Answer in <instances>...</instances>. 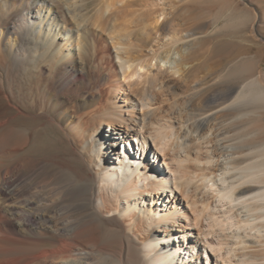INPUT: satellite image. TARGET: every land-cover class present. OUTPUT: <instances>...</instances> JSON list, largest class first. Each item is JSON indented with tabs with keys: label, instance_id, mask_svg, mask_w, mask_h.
Returning a JSON list of instances; mask_svg holds the SVG:
<instances>
[{
	"label": "bare ground",
	"instance_id": "bare-ground-1",
	"mask_svg": "<svg viewBox=\"0 0 264 264\" xmlns=\"http://www.w3.org/2000/svg\"><path fill=\"white\" fill-rule=\"evenodd\" d=\"M218 1L194 0L193 10ZM147 3L0 0V264H197L191 249L210 247L235 259L241 251L245 258L264 239V139L231 142L211 123L223 113L230 124L246 120L254 133H264L256 110L263 101L239 96L180 132L175 127L178 149L169 147L154 106L160 77L179 70L159 67L160 56L146 54L160 24L156 17L148 23L154 12L144 9ZM180 53L176 65L185 57ZM114 77L127 88L110 103L103 89ZM30 116L61 128L83 172L44 159L39 176L53 182L28 175L30 137L15 126ZM207 193L214 207L205 204ZM189 214L208 221V233L177 244ZM101 230L106 237L97 246ZM115 242L117 251L110 248Z\"/></svg>",
	"mask_w": 264,
	"mask_h": 264
},
{
	"label": "rangeland",
	"instance_id": "rangeland-1",
	"mask_svg": "<svg viewBox=\"0 0 264 264\" xmlns=\"http://www.w3.org/2000/svg\"><path fill=\"white\" fill-rule=\"evenodd\" d=\"M147 1V6L144 9L147 12H154V17L152 16L148 23L154 22L153 20L159 18L160 24L157 37L147 43L146 54L149 58L158 54L161 60H159V67H162L163 63H167L168 66L172 65L176 68H174L175 70H179L175 72L174 70L173 72L172 70L171 72L165 71L160 77V86L163 87V91L159 92L157 103L154 106L157 119L159 118L160 123L165 126L166 132L171 138L170 140L168 139V146L178 149L179 141L177 136L179 135L176 134L178 132H175V127H178L177 131H179V126L193 124L195 123L194 120L220 110L239 96L248 101L257 100V98L262 99V104L258 105L256 110L258 112L257 115L260 116L261 124H263L264 0H219L214 7L202 5L197 11L193 10L197 7L194 0ZM95 4L96 1L91 3L92 8L95 7ZM108 49L111 52V48L109 47ZM179 53L185 54V57L179 60L178 65H176L174 62ZM112 61L114 60H111L110 68ZM242 68L243 71L238 72ZM250 83L254 85L251 89L249 87ZM123 84L116 81L114 77L110 84L103 89L108 94L105 98L110 103L116 102L117 98L122 99L125 97L122 91L127 87H124L126 84L124 86ZM196 117L198 119H195ZM170 118L172 120L174 118L177 122L172 121ZM230 122H232L230 117L225 116L223 113H218L214 118H211V123L214 127H220V130L228 132L227 135L231 136V142H237L242 139V145H244V142L245 144H257L260 143V138L264 139V133H254L247 126L246 120L232 124ZM166 123L169 126L172 123L173 127H167ZM15 127L20 133L23 132V134H28L30 137L25 154L33 158V164L28 170V175L37 174L39 184L51 183L55 179L50 175L39 176L38 171L44 159L57 162L78 172H83L84 164L80 155L65 140L64 133L56 123L50 120L41 121L31 118V120L18 121ZM104 132L106 134L112 133L108 127H105ZM253 134L255 136L252 138ZM21 137L22 134L18 137L19 140ZM118 146L121 150L126 148L123 141H120ZM134 147L135 151L140 150L138 146L135 145ZM199 147L200 145L196 144L189 150L192 158H197L198 154H196L195 150L198 151ZM198 174V177L196 176L194 179L198 182L197 185L202 190L204 189L203 191H206L205 185H203ZM56 182L59 183L60 180L57 179ZM207 196L205 197L207 198L205 204L208 203L209 206L214 207L213 195L207 193ZM179 204L181 209H186V203L181 201ZM200 209H203L202 204ZM189 216L191 218L190 221L182 222L184 233H176L177 244H179V241L187 245L192 244V241L205 238V233H208V221L198 223L196 221L197 214H189ZM97 227L101 228L100 226ZM111 227L112 225H107L108 229ZM216 235L217 237H215ZM96 237L97 246H101L106 233L101 230ZM210 237L211 239L213 237V240L216 241L218 234L214 233ZM261 240V243L255 244L252 252H249V256L245 258L241 251L237 252L239 257L235 259L233 257L230 258L226 251L217 254L210 252V247H207V250L204 247H201V249L197 247L195 251L191 249V252L198 258L197 264H241L243 259L245 261L244 264H264V239ZM110 248L117 251L119 250V245L115 242ZM241 254L243 257L240 261ZM191 264L194 263L192 262Z\"/></svg>",
	"mask_w": 264,
	"mask_h": 264
}]
</instances>
